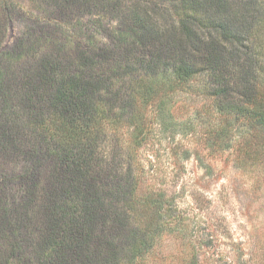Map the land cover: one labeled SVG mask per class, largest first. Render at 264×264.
<instances>
[{"label": "trees", "instance_id": "16d2710c", "mask_svg": "<svg viewBox=\"0 0 264 264\" xmlns=\"http://www.w3.org/2000/svg\"><path fill=\"white\" fill-rule=\"evenodd\" d=\"M64 1L94 24L117 20L116 39L97 47L90 34L87 47L85 27L49 28L19 0H0L24 27L13 49L0 48V264L128 263L119 242L143 203L163 220L159 232L171 229L182 214L176 197L140 187L128 147L125 166L123 154L116 162L102 150L120 126L144 140L147 122L175 125L178 92L198 85L211 103L212 148L246 127V148L264 149V0ZM28 2L42 11L44 0ZM140 231L127 238L134 262Z\"/></svg>", "mask_w": 264, "mask_h": 264}, {"label": "rangeland", "instance_id": "374dc122", "mask_svg": "<svg viewBox=\"0 0 264 264\" xmlns=\"http://www.w3.org/2000/svg\"><path fill=\"white\" fill-rule=\"evenodd\" d=\"M19 1L27 10L35 11L49 28L65 21L70 23L68 32L80 25L77 29L85 27L84 33L79 32L78 36L85 38L81 40L87 47L91 46L90 34L95 35L93 41L97 47L105 45L108 38L115 40L118 35L120 23L117 20L112 22L111 17H104L94 24V15L88 11H72L64 0H44V6L39 9L42 11H36L28 0ZM65 27L59 30L65 31ZM21 28L19 21L0 11L2 50L9 51L16 46ZM71 34L77 35L76 32ZM198 88L200 86H193L176 95L173 102L175 125L165 128L147 122L144 140L136 138L132 128L122 126L110 130L106 137L104 157L111 159L114 151V154H123L122 157L116 155V162L120 156L124 166L128 165L123 150L128 147L135 158L132 163L141 168L140 187L144 191L166 192L169 199L176 197L178 209L182 211L181 218L162 233L158 230L163 220L160 221L152 205L146 211L143 203L140 219L131 218L119 242L131 258L129 261L126 257L128 263L125 261V264H264V149L259 151L254 147L250 151L246 148L247 140L242 142L243 136L248 135L246 127L234 129V139L228 145L212 148L206 140V132L212 128L216 130L218 121L213 123L207 119L211 103L198 95ZM150 110L151 107L143 110L145 117L149 118L147 112ZM124 121L126 126L128 121ZM23 168L17 166L14 171L22 172ZM10 170L7 172H14ZM44 174L47 178L44 184H47L54 172L48 166ZM131 229L145 234L142 247L137 245L135 262L133 250L129 253L126 250L131 247L127 240L133 236Z\"/></svg>", "mask_w": 264, "mask_h": 264}]
</instances>
